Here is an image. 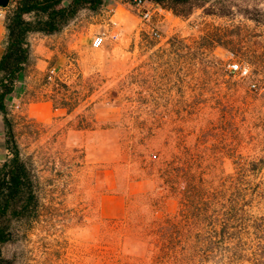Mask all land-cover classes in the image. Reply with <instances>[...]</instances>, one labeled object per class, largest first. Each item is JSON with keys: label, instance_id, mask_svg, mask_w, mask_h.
<instances>
[{"label": "rangeland", "instance_id": "rangeland-1", "mask_svg": "<svg viewBox=\"0 0 264 264\" xmlns=\"http://www.w3.org/2000/svg\"><path fill=\"white\" fill-rule=\"evenodd\" d=\"M127 2L83 9L59 32L72 30L73 47L48 59L31 91L53 97L52 122L12 112L38 196L3 247L13 264H153L151 221L184 225L165 169L188 160L218 189L241 177L243 198L264 204V0H191L184 14L159 5V37Z\"/></svg>", "mask_w": 264, "mask_h": 264}, {"label": "trees", "instance_id": "trees-1", "mask_svg": "<svg viewBox=\"0 0 264 264\" xmlns=\"http://www.w3.org/2000/svg\"><path fill=\"white\" fill-rule=\"evenodd\" d=\"M151 1L179 14H184L180 7L191 2ZM105 2L107 0H11L6 6L5 50L0 59V114L7 148V156L0 164V264H13L3 253L4 245L14 236L13 223L35 217L38 206L35 177L21 156L12 110L7 103L18 78L30 63L29 36L58 33L81 10L96 11ZM55 84L68 86L59 77L55 78ZM48 99L58 107L52 96ZM59 107L71 111L66 104ZM182 170L176 172L168 165L165 172L166 182L171 183L180 197L184 225L180 227L157 218L151 221L153 229L149 227L146 235L150 237L147 242L154 253L153 264H264V204H253L243 198L246 193L241 177L231 175L229 182L221 178L218 189L214 185L215 176L196 173L190 160ZM177 179L186 186L177 188ZM255 191L249 195L255 196ZM223 246L228 247L227 251L217 250Z\"/></svg>", "mask_w": 264, "mask_h": 264}, {"label": "crops", "instance_id": "crops-1", "mask_svg": "<svg viewBox=\"0 0 264 264\" xmlns=\"http://www.w3.org/2000/svg\"><path fill=\"white\" fill-rule=\"evenodd\" d=\"M7 9L0 6V59L5 50L6 27L5 17ZM74 33L66 29L62 34L32 33L29 36L31 42V61L28 68L18 78L15 90L8 96L7 103L14 116H24L40 123H50L58 115V108L48 98L34 100L31 98L32 87L37 79V71H42L44 64L54 55L60 54L64 49L73 47ZM51 39L52 42H48ZM66 42V47L64 45ZM7 156L5 145V125L0 114V164Z\"/></svg>", "mask_w": 264, "mask_h": 264}, {"label": "built area", "instance_id": "built-area-1", "mask_svg": "<svg viewBox=\"0 0 264 264\" xmlns=\"http://www.w3.org/2000/svg\"><path fill=\"white\" fill-rule=\"evenodd\" d=\"M130 6H132L137 14L139 15L143 25L147 26L151 35L154 37L160 36V28L154 21V14L156 10L159 9V4L151 1V0H130L127 2ZM114 11V8L111 9ZM112 24H115L116 21L110 19ZM108 29L100 31L96 35H94L92 39V45L94 47H100L105 42L107 38ZM230 72L238 73L240 76H248L250 73V68L247 64L241 63L239 61H231L228 64ZM255 86V84H252Z\"/></svg>", "mask_w": 264, "mask_h": 264}, {"label": "water", "instance_id": "water-1", "mask_svg": "<svg viewBox=\"0 0 264 264\" xmlns=\"http://www.w3.org/2000/svg\"><path fill=\"white\" fill-rule=\"evenodd\" d=\"M11 0H0V6L2 7H6Z\"/></svg>", "mask_w": 264, "mask_h": 264}]
</instances>
